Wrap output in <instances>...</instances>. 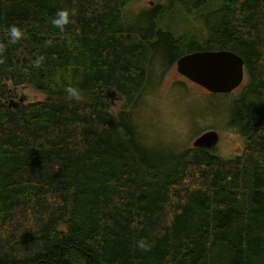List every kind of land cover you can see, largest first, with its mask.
Wrapping results in <instances>:
<instances>
[{
	"label": "trees",
	"instance_id": "16d2710c",
	"mask_svg": "<svg viewBox=\"0 0 264 264\" xmlns=\"http://www.w3.org/2000/svg\"><path fill=\"white\" fill-rule=\"evenodd\" d=\"M143 1L0 0V264H264V0ZM220 50L244 63L240 154L144 144L153 64Z\"/></svg>",
	"mask_w": 264,
	"mask_h": 264
},
{
	"label": "rangeland",
	"instance_id": "374dc122",
	"mask_svg": "<svg viewBox=\"0 0 264 264\" xmlns=\"http://www.w3.org/2000/svg\"><path fill=\"white\" fill-rule=\"evenodd\" d=\"M149 2L145 0L140 6L147 9ZM145 88L146 95L132 112L135 129L144 144L161 147L158 148L161 151L187 150L185 148H191L200 134L214 131L218 134V142L213 148L215 153L227 158L240 154L243 149L241 137L237 130L228 127L230 103L238 89L234 94H211L182 77L176 66L169 68L166 63L159 62L150 69ZM16 94L18 99H25L24 103L43 98L28 86L20 87ZM111 103H117L115 110L122 106L116 96Z\"/></svg>",
	"mask_w": 264,
	"mask_h": 264
},
{
	"label": "water",
	"instance_id": "95a60500",
	"mask_svg": "<svg viewBox=\"0 0 264 264\" xmlns=\"http://www.w3.org/2000/svg\"><path fill=\"white\" fill-rule=\"evenodd\" d=\"M178 73L188 81L212 94H230L244 82L243 60L229 51H203L181 57L176 62ZM23 97L17 104L23 103ZM9 107L16 103L9 102ZM218 142V134L208 131L197 137L193 148L211 149Z\"/></svg>",
	"mask_w": 264,
	"mask_h": 264
},
{
	"label": "clouds",
	"instance_id": "9594fccd",
	"mask_svg": "<svg viewBox=\"0 0 264 264\" xmlns=\"http://www.w3.org/2000/svg\"><path fill=\"white\" fill-rule=\"evenodd\" d=\"M74 15L70 10L62 9L56 12L54 18H52V25L63 31L65 27L71 22V16ZM7 34L10 40V43L15 44L20 41L26 35L25 31L18 25H10L7 29ZM4 51L3 46H0V54ZM43 57H39L34 62V67L39 68L43 62ZM66 96L71 100H77L80 96V90L74 86H68L64 89ZM137 246L143 250H147V244L144 240H140L137 242Z\"/></svg>",
	"mask_w": 264,
	"mask_h": 264
},
{
	"label": "bare ground",
	"instance_id": "6f19581e",
	"mask_svg": "<svg viewBox=\"0 0 264 264\" xmlns=\"http://www.w3.org/2000/svg\"><path fill=\"white\" fill-rule=\"evenodd\" d=\"M177 61H178V60H177ZM243 64H244V63H243ZM206 132H208V131H206ZM216 144H217V143H216ZM216 144H215V145H216ZM215 145H214L211 149H213V148L215 147ZM211 149H208V150H211Z\"/></svg>",
	"mask_w": 264,
	"mask_h": 264
}]
</instances>
